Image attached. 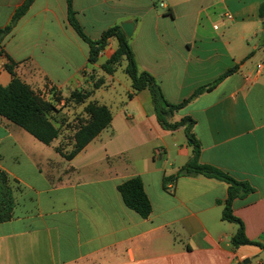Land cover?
Segmentation results:
<instances>
[{"label":"crops","instance_id":"0c3cea01","mask_svg":"<svg viewBox=\"0 0 264 264\" xmlns=\"http://www.w3.org/2000/svg\"><path fill=\"white\" fill-rule=\"evenodd\" d=\"M26 0H0V29ZM264 0H74L85 32L98 40L111 27L137 21L129 39L139 70L151 73L166 99L178 104L228 70L236 72L171 118L196 121L200 163L254 192L233 202L251 241L234 248L239 225L224 221L226 182L177 175L193 156L185 129L160 124L149 90L132 97V83L116 97V74L102 65L119 47L111 38L94 64L90 48L71 27L66 0H35L3 41L0 83L16 76L55 102V119L73 122L87 104L66 102L75 90L94 91L113 120L74 159L61 134L44 145L0 116V170L11 180L13 218L0 223V264H264ZM227 18L230 22H220ZM221 23L222 28L219 27ZM94 77V78H92ZM86 116V114H85ZM76 132V131H75ZM62 165V169H60ZM140 178L152 204L143 218L118 190ZM222 203V204H221Z\"/></svg>","mask_w":264,"mask_h":264},{"label":"trees","instance_id":"16d2710c","mask_svg":"<svg viewBox=\"0 0 264 264\" xmlns=\"http://www.w3.org/2000/svg\"><path fill=\"white\" fill-rule=\"evenodd\" d=\"M66 1L68 20L71 27L89 45V62L91 64L96 63L100 54L108 47L111 38L118 39L119 47L112 57L102 65L103 71L107 75H114L122 66L123 61L126 60L125 73L132 81L133 90V93L129 96L132 97L139 92L149 90L153 97L158 120L163 128L168 130L185 129L189 143L193 147V156L179 170L177 175L165 178V188L169 189V185L173 184L181 176L204 175L226 182L229 185V190L227 200L224 203L222 218L224 221L239 225V230L232 239L233 247L239 248L247 245L263 246L258 242L248 239L243 222L233 212V202L235 199L254 192V188L246 182L236 180L216 167L200 163L202 147L200 141L194 134L196 121L193 118L184 117L177 122L171 121L175 113L185 108L199 96L213 91L227 77L235 73L236 68L228 70L213 83L199 87L190 98L183 102L178 104L170 103L166 99L162 87L155 77L147 71L141 72L139 70L130 40L124 34L121 26L111 27L104 32L100 39L93 40L87 35L77 18L74 0ZM34 2L35 0H26L15 11L11 23L0 29L1 55L5 53L3 50L4 39L13 32L18 22L29 12ZM259 17L263 21L264 26V2L259 7ZM6 67L13 78L7 86H3L0 83V116L27 131L40 143L51 145L61 134L60 127L57 125L55 119V114L58 112L56 103L60 99L57 98L55 101L45 99L34 91L30 85L16 76L13 65L8 64ZM104 82V79L101 78L96 81L92 90H75L72 92L71 97L66 99V102H73L77 105L87 104L84 109L87 118L81 120L77 127L73 137V150L67 154L62 152V148H56L57 152L62 153L67 160L74 159L89 143L109 128L112 123L113 116L110 108L104 104H100L98 101H90L94 91L104 85ZM118 190L128 208L134 210L143 218H148L151 215L153 210L152 204L140 178H133L124 182L118 187ZM14 207L15 198L11 187V180L5 171L0 170V223L12 220Z\"/></svg>","mask_w":264,"mask_h":264},{"label":"rangeland","instance_id":"374dc122","mask_svg":"<svg viewBox=\"0 0 264 264\" xmlns=\"http://www.w3.org/2000/svg\"><path fill=\"white\" fill-rule=\"evenodd\" d=\"M220 22L223 23H229L230 21L225 18L222 19ZM219 27L222 28L221 23H219ZM127 65V61L124 60L122 66L119 68L116 77L119 81L120 85L118 86V93H116L117 99H119V95L123 94L126 90V87L129 86V83H132L130 77L125 73V67ZM92 101L100 100V95L96 94ZM79 114L76 115V119L73 122H64V120L56 119L57 125L60 127L61 131V140L59 142L60 148H62L63 153H70L73 150L74 147V141L73 137L75 134V131L77 130V127L81 120H85L87 116H85V112H78ZM62 165H60V169H62Z\"/></svg>","mask_w":264,"mask_h":264},{"label":"water","instance_id":"95a60500","mask_svg":"<svg viewBox=\"0 0 264 264\" xmlns=\"http://www.w3.org/2000/svg\"><path fill=\"white\" fill-rule=\"evenodd\" d=\"M136 24L137 21L124 22L123 24H121V28L128 39H130L133 36ZM250 263L251 260L247 259L245 261L239 262L238 264H250Z\"/></svg>","mask_w":264,"mask_h":264},{"label":"built area","instance_id":"2783aa9c","mask_svg":"<svg viewBox=\"0 0 264 264\" xmlns=\"http://www.w3.org/2000/svg\"><path fill=\"white\" fill-rule=\"evenodd\" d=\"M1 55V54H0ZM6 67V66H5ZM263 68H264V65L263 64H259L258 66H257V73H259V72H261L262 70H263Z\"/></svg>","mask_w":264,"mask_h":264}]
</instances>
